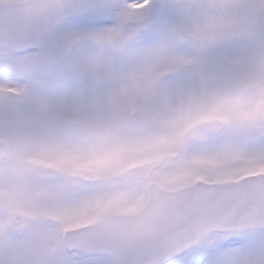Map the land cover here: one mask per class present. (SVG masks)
<instances>
[{
  "label": "snow or ice",
  "instance_id": "obj_1",
  "mask_svg": "<svg viewBox=\"0 0 264 264\" xmlns=\"http://www.w3.org/2000/svg\"><path fill=\"white\" fill-rule=\"evenodd\" d=\"M0 264H264V0H0Z\"/></svg>",
  "mask_w": 264,
  "mask_h": 264
}]
</instances>
